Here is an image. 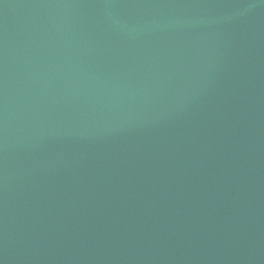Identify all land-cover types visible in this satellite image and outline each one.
Instances as JSON below:
<instances>
[{"label": "water", "instance_id": "1", "mask_svg": "<svg viewBox=\"0 0 264 264\" xmlns=\"http://www.w3.org/2000/svg\"><path fill=\"white\" fill-rule=\"evenodd\" d=\"M0 264H264V0H0Z\"/></svg>", "mask_w": 264, "mask_h": 264}]
</instances>
